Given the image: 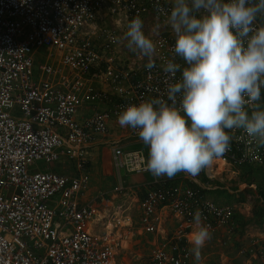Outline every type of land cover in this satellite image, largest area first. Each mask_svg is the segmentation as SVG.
Listing matches in <instances>:
<instances>
[{
	"label": "built area",
	"instance_id": "obj_1",
	"mask_svg": "<svg viewBox=\"0 0 264 264\" xmlns=\"http://www.w3.org/2000/svg\"><path fill=\"white\" fill-rule=\"evenodd\" d=\"M171 7L169 0H0V264H131L126 252L140 244L135 236L149 247L137 264H196L190 240L197 209L210 232L235 229L236 207L209 199L198 180L212 179L220 161L233 174L259 168L264 181V145L242 129L230 150L198 175L153 178L138 200L136 226L120 207L109 209L110 197L126 189L120 182L82 201L91 149L108 123L128 104L167 98L163 65L173 59L175 44L167 23ZM104 14L110 22L97 25ZM137 15L157 46L151 70L147 61L139 68L117 61L131 51L122 40ZM145 21L153 24L150 33ZM261 25L264 16L256 22ZM174 62L187 66L179 57ZM102 104L108 107L80 117L87 106ZM126 130L139 139L137 130ZM109 151L116 172H148L141 150L112 141ZM262 243L250 238L239 255L262 253Z\"/></svg>",
	"mask_w": 264,
	"mask_h": 264
},
{
	"label": "clouds",
	"instance_id": "obj_2",
	"mask_svg": "<svg viewBox=\"0 0 264 264\" xmlns=\"http://www.w3.org/2000/svg\"><path fill=\"white\" fill-rule=\"evenodd\" d=\"M262 16L264 0H172L167 23L174 57L163 65L167 98L149 97L118 114L119 125L137 130L149 146L145 170L153 177L198 175L230 150L237 129L264 145V25L256 26ZM143 29L137 15L124 39L151 70L157 46ZM205 219L197 209L190 240L196 261L211 239Z\"/></svg>",
	"mask_w": 264,
	"mask_h": 264
},
{
	"label": "rangeland",
	"instance_id": "obj_3",
	"mask_svg": "<svg viewBox=\"0 0 264 264\" xmlns=\"http://www.w3.org/2000/svg\"><path fill=\"white\" fill-rule=\"evenodd\" d=\"M119 59L122 64L130 65L132 68L140 66L144 60L138 52L134 51L120 56ZM139 145L140 147H145L144 143H140ZM217 167L219 169L212 179L207 180L201 177L198 181L204 187V194L209 199L220 204H229L236 207L233 220L235 229L232 232H226L222 237H218V245L216 248L206 250L207 253L214 254L218 259L219 253H223L227 257H234L236 254L239 255V251L250 238H258L260 242H263L264 198L260 195V189L264 190V181L262 177L263 172L259 168H255V170L244 168L239 174H233L230 170L226 169L221 172L220 170L222 167L220 164ZM51 168L53 170L57 169L56 166H51ZM249 170H251L250 173ZM117 173L118 172H116L109 162L108 152H99L95 156V162L90 170V186L97 187L103 192L110 191L118 182H121V180V183H123L122 185L124 187L127 186V184L124 183L126 177L124 178L123 176L125 175H123L122 172ZM120 174L122 175L121 180L119 179ZM145 174L144 178H151L150 172ZM128 176L131 177L128 179L137 178L135 175L129 174ZM127 187L122 194H119L114 199L110 197V204L112 206L109 209H111V211H116L120 207V210L123 211L122 216L124 220H130L133 226H136L138 218V200L142 195L143 187ZM255 235H257V237H254ZM136 240H139L140 244L138 246L131 244V249L126 252L127 259L132 261L131 264H137L143 261L149 249L144 238L135 236L133 242ZM202 253L203 250L201 252V258ZM240 256L248 257V255ZM256 256V260H264V251L258 253ZM136 258H139L137 259L138 261H135ZM116 259L117 262L120 263V257Z\"/></svg>",
	"mask_w": 264,
	"mask_h": 264
},
{
	"label": "crops",
	"instance_id": "obj_4",
	"mask_svg": "<svg viewBox=\"0 0 264 264\" xmlns=\"http://www.w3.org/2000/svg\"><path fill=\"white\" fill-rule=\"evenodd\" d=\"M169 1H170V4L172 5V0H169ZM108 20H109V18L104 14L100 20L99 19L97 20V25L104 26L110 22V20H109V22H108ZM145 27H146L147 33H150V30L153 27V24L151 22L145 21ZM122 42L125 44L127 41L125 39H123ZM129 52L131 53V51H129ZM126 54L127 53H122V54L120 53L117 57V61L120 62L119 57L126 55ZM142 58L144 60L142 61L141 65L136 67V68L141 67L147 61L146 58H144V57H142ZM125 66H128V65H125ZM128 67H131V66L129 65ZM94 85L97 88L105 89V87H103L99 84H94ZM107 107L108 106L105 104H102L100 106L99 105L98 106H87L86 108L82 109V111L80 112V117L81 118L86 117L87 115L91 114L93 112V110H95V111L96 110H103V109H106ZM107 127H108L107 134L104 136H99L95 145L91 149V153H90L91 168L95 162V156L99 152L100 153L108 152V158H109V162L111 164L109 143L112 141L118 142V144L120 146H122L125 150H128V149L129 150H136V149L141 150L144 153V155L146 156V159L148 158L149 146L144 145L145 147H140L139 144L140 143L143 144V142L140 139H135V138L130 137L126 128L121 127L119 125L117 119L111 120L108 123ZM137 145H139V146H137ZM147 173H149V172H147ZM180 173H178L176 176H174L171 179H169L166 176L161 177L159 179H167V180H175L176 181L180 177ZM123 175H125V176H123L124 178L126 177V180L124 183H126L127 186H129L131 188L141 186V187H143V191L146 188V186L153 180V178H155V177H153L152 174H151V178H148V179L144 178V175H146V174H140V175L130 174V175H135L137 177L136 179H128V178H131L128 176L129 174H123ZM121 178H122V175L120 174L119 179L121 180ZM90 179H91V177H90ZM141 179H142V181H141ZM90 182H91V180H90ZM121 182H122V180H121ZM90 185H91V183H90ZM127 186H125V187H127ZM100 191H102V190H100L97 187L89 186V188H88L87 192L85 193V196H84L82 201H86V200L95 198ZM142 194H143V192H142ZM226 232H227L226 230H221L219 232H211V239L206 241L205 246L202 248L203 253H202L201 260L196 261L192 252H191L194 262L196 264H218V263L219 264H264V260H262V261L256 260L257 256L242 257V256L236 254L234 257H227L225 254L219 253V257L217 259V257L214 256V254L207 253L206 250L216 248V246L218 245V237L224 236ZM254 237H257V235H255ZM247 242H246V244H247ZM262 245H264V243H262ZM191 247H192V245H190V251H191ZM202 250H201V252H202Z\"/></svg>",
	"mask_w": 264,
	"mask_h": 264
},
{
	"label": "bare ground",
	"instance_id": "obj_5",
	"mask_svg": "<svg viewBox=\"0 0 264 264\" xmlns=\"http://www.w3.org/2000/svg\"><path fill=\"white\" fill-rule=\"evenodd\" d=\"M221 165V167H222V169L220 170L221 172H222V170H224V169H226V170H228L227 168H225L224 166H223V164L220 162V161H215V167H216V170H215V173H217V171H218V165Z\"/></svg>",
	"mask_w": 264,
	"mask_h": 264
},
{
	"label": "trees",
	"instance_id": "obj_6",
	"mask_svg": "<svg viewBox=\"0 0 264 264\" xmlns=\"http://www.w3.org/2000/svg\"><path fill=\"white\" fill-rule=\"evenodd\" d=\"M250 173V172H249ZM260 189V188H259ZM260 195L262 198H264V190L263 189H260Z\"/></svg>",
	"mask_w": 264,
	"mask_h": 264
}]
</instances>
